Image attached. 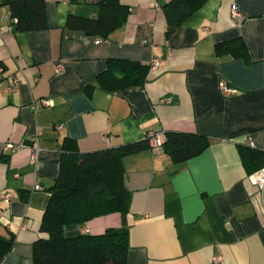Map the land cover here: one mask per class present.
Instances as JSON below:
<instances>
[{
    "label": "crops",
    "instance_id": "1",
    "mask_svg": "<svg viewBox=\"0 0 264 264\" xmlns=\"http://www.w3.org/2000/svg\"><path fill=\"white\" fill-rule=\"evenodd\" d=\"M167 1L121 0L127 19L107 38L66 26L69 13L96 15L90 0H45L47 25L38 30L8 29L10 20H2L0 236L13 242L0 264H33L65 138L92 151L150 130L204 134L208 144L181 161L162 146L125 155L129 212L66 225L65 234H99L125 223V264H264V207L240 150L264 152V0H206L176 26L166 24ZM8 12L0 0V13ZM235 37L246 57L215 52L216 43ZM153 57L158 63L142 86L100 85L109 58ZM222 82L236 91L223 93Z\"/></svg>",
    "mask_w": 264,
    "mask_h": 264
},
{
    "label": "trees",
    "instance_id": "2",
    "mask_svg": "<svg viewBox=\"0 0 264 264\" xmlns=\"http://www.w3.org/2000/svg\"><path fill=\"white\" fill-rule=\"evenodd\" d=\"M206 0H168L162 6L166 24H182ZM8 6L14 21L12 30H38L46 27L45 0H1ZM96 7L95 16L69 13L66 26L86 34L107 38L127 19L128 6L121 0H90ZM217 54L247 56L240 37L215 44ZM107 68L99 75L100 85L113 91L139 87L147 80L150 63L109 58ZM163 150L174 161L200 153L208 144L204 134L167 130ZM147 137L118 146L92 151H79L75 141L65 138L58 174L49 187V200L42 214L39 230L45 235L32 244L33 264H125L128 250V228L123 223L108 227L102 233L67 235L66 225H77L89 219L119 212H129L130 191L124 183L122 159L125 155L148 147ZM242 161L248 172L264 165V152L242 148ZM13 242L0 236V259Z\"/></svg>",
    "mask_w": 264,
    "mask_h": 264
},
{
    "label": "built area",
    "instance_id": "3",
    "mask_svg": "<svg viewBox=\"0 0 264 264\" xmlns=\"http://www.w3.org/2000/svg\"><path fill=\"white\" fill-rule=\"evenodd\" d=\"M232 14L234 16H239L240 12L238 11L236 6L232 7ZM4 19H8L10 20V22L12 23L14 21V18L11 17L10 13H0V24L2 22V20ZM8 29H11V24L8 26ZM1 32V29H0ZM158 63V59L156 57H153L150 60V67H154L156 66ZM61 67V65H57V69H59ZM18 83V79L16 77L13 78L12 84H10L9 88L14 89L16 87ZM220 89L222 90L223 93L225 94H229V93H233L236 91L235 88L231 87L230 85L222 82L220 84ZM63 126V123H57L56 124V129L60 130ZM147 140H148V144L149 146H151L154 149H157L159 147L162 146V143L165 139V135L163 132L160 131H153L150 130L147 134H146ZM11 147H20L22 146L20 143L17 145H11ZM31 151H32V155L33 157L37 156L38 153V142H37V138H35L31 145ZM250 177L253 179V181L256 183V185L258 186L259 189V193H260V197H261V202L262 205L264 207V165L262 167H260L259 169L253 171L252 173H250ZM40 188V184L38 182H36L34 184V189H38ZM5 197L8 198L9 197V193H4ZM225 222H227V219L225 218Z\"/></svg>",
    "mask_w": 264,
    "mask_h": 264
}]
</instances>
